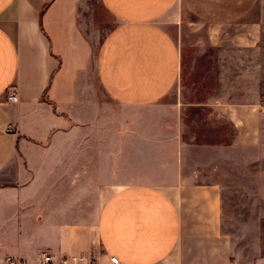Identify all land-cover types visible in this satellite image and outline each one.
<instances>
[{
    "label": "crops",
    "instance_id": "obj_1",
    "mask_svg": "<svg viewBox=\"0 0 264 264\" xmlns=\"http://www.w3.org/2000/svg\"><path fill=\"white\" fill-rule=\"evenodd\" d=\"M260 1L0 0V263L239 264L222 177L263 112L185 81L238 75L229 33L259 29Z\"/></svg>",
    "mask_w": 264,
    "mask_h": 264
},
{
    "label": "rangeland",
    "instance_id": "obj_2",
    "mask_svg": "<svg viewBox=\"0 0 264 264\" xmlns=\"http://www.w3.org/2000/svg\"><path fill=\"white\" fill-rule=\"evenodd\" d=\"M252 19L260 23L256 31H245L242 27L238 32L229 33L238 39V48L235 49L234 44L232 48V54L237 53L238 60L232 68L238 75H190V82L185 81L194 87L193 100L209 101L218 94L225 99L232 93V98L238 102L259 104L263 112L261 144L256 148L229 152L230 164L228 169L224 168L222 177L225 229L231 235L239 264H264V0L260 1ZM209 34L205 33L207 40ZM228 66L224 63V70ZM209 116L210 112L199 114L202 130L209 129ZM222 123L223 139L226 140L233 132L224 118ZM13 242L0 234V252L9 248L16 251L18 246ZM40 244L38 239L32 242L24 240L22 248L25 252L36 249Z\"/></svg>",
    "mask_w": 264,
    "mask_h": 264
},
{
    "label": "built area",
    "instance_id": "obj_3",
    "mask_svg": "<svg viewBox=\"0 0 264 264\" xmlns=\"http://www.w3.org/2000/svg\"><path fill=\"white\" fill-rule=\"evenodd\" d=\"M10 99L16 101L17 95L13 93L10 96ZM109 262L110 264H123L120 261V259L115 255L109 257ZM0 264H32V263L20 257L6 256L5 260ZM37 264H100V263L97 261L96 258L86 259L85 257L80 255L65 256L58 263V261L55 259L52 253L45 251L42 252Z\"/></svg>",
    "mask_w": 264,
    "mask_h": 264
}]
</instances>
